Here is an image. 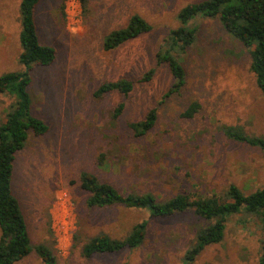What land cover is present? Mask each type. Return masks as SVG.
I'll return each instance as SVG.
<instances>
[{"label": "rangeland", "instance_id": "1", "mask_svg": "<svg viewBox=\"0 0 264 264\" xmlns=\"http://www.w3.org/2000/svg\"><path fill=\"white\" fill-rule=\"evenodd\" d=\"M20 1L0 0V75L22 70ZM200 1L40 0L38 39L56 54L50 66H34L30 72V112L48 130L29 134L13 163L12 193L32 248L15 264H43L35 252L38 245L53 251L56 264H259L264 232L244 213L228 218L221 242L186 262L196 233L211 222L191 210L159 219L120 205L91 209L80 188L83 172L124 194H151L159 202L178 195L222 199L231 184L245 195L264 187L262 151L233 142L221 131L238 127L264 136V96L249 69L248 50L218 19L200 16L193 22L192 43L182 51L168 49L175 43L170 31L180 26L178 12ZM134 15L151 30L104 50L105 37L125 28ZM166 52L185 71L184 87L167 96L174 79L167 64L157 61ZM149 70L154 71L151 79L140 82ZM122 79L134 84L127 97L97 95L103 84ZM192 101L200 104L199 111L193 118L182 117ZM14 102V96L0 94V123ZM120 104L124 108L115 116ZM151 109L157 113L155 126L134 137L128 124L143 120ZM141 222L147 227L140 247L81 256L92 237L122 239Z\"/></svg>", "mask_w": 264, "mask_h": 264}, {"label": "trees", "instance_id": "2", "mask_svg": "<svg viewBox=\"0 0 264 264\" xmlns=\"http://www.w3.org/2000/svg\"><path fill=\"white\" fill-rule=\"evenodd\" d=\"M40 0H21L19 15L20 54L18 63L22 70L0 75V94L14 96V105L6 112L0 123V264H15L31 253L30 238L26 221L19 201L12 193L13 163L16 154L24 148L29 134L41 136L47 133L44 122L31 115L28 86L30 72L34 66H50L55 60L53 47L42 45L37 35L35 9ZM63 9V7H62ZM201 18L218 19L222 28L247 50L250 58L249 69L254 75L255 84L264 96V0H203L188 4L178 12L180 26L170 31L174 42L168 49L187 48L193 41L196 29L193 22ZM151 30L141 17L132 16L125 28L109 33L103 41V49L113 50L127 41ZM183 41V44H179ZM177 43V44H176ZM158 63L167 64L174 79L173 87L165 95L179 92L185 85V71L177 57L166 52L157 55ZM154 71L149 70L140 79L147 82ZM133 82L122 79L103 84L97 95L117 92L127 97L133 91ZM123 104L116 108L117 116ZM200 109L197 101H192L182 113V117L193 118ZM157 113L151 109L144 119L128 124L133 136L142 137L155 126ZM223 135L236 143L258 148L264 154V136H251L238 127H222ZM102 159V157H101ZM80 188L88 194V208H110L124 206L145 210L151 218H168L191 210L195 216L211 222V225L198 230L195 245L184 255L186 262H193L206 247L222 241L229 217L244 213L256 220L264 232V187L245 195L237 186H228L223 198H195L178 195L164 201H157L151 194H124L113 185L101 182L95 175L83 172L80 175ZM146 222L133 226L122 239H113L106 234H98L89 239L81 250V256L91 259L94 256L114 254L124 249L140 247L146 238ZM35 252L43 264H56L53 251L45 245L35 247ZM259 264H264V235L261 239Z\"/></svg>", "mask_w": 264, "mask_h": 264}]
</instances>
